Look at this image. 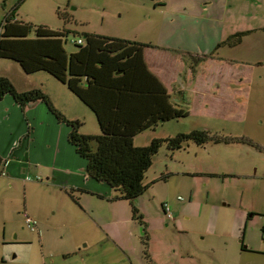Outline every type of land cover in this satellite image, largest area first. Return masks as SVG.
Listing matches in <instances>:
<instances>
[{
  "label": "rangeland",
  "instance_id": "1",
  "mask_svg": "<svg viewBox=\"0 0 264 264\" xmlns=\"http://www.w3.org/2000/svg\"><path fill=\"white\" fill-rule=\"evenodd\" d=\"M207 1L201 22L187 15L178 17L179 22L203 25L200 35L178 32L177 40L188 37L190 41L183 49L192 58L187 62L193 68L197 55L212 53L225 60L234 58L248 66L246 81L231 83L224 98L220 89H211L217 100L211 97L206 105L198 98L192 107V93L187 92L184 99L176 93L177 108L189 110L188 114L137 133L133 144L142 146L154 137H173L192 129H205L211 137L202 145L189 140L173 151L161 145L145 173L148 186L134 200L142 223H116L122 246L107 238L92 215L103 210L125 219L131 209L124 213L122 207L129 206L117 207V202L108 204L87 194L77 200L67 190L41 185L48 181L39 173L30 175V181L39 184L36 198L29 196V206L43 210L42 215L36 231L24 227L29 249H19L20 254L14 250L3 254L0 249V264H264V0ZM159 3L0 0V24L10 17L67 30L63 37L67 52L75 49L73 40L82 33L135 40L146 46L172 45L170 14L161 15L170 7H157ZM187 5L193 14V5ZM216 6L219 12L214 14ZM235 33H239L235 40L243 43L232 47L230 35ZM1 71L15 82L41 85L61 113L78 118L80 132L99 131L94 112L49 73L41 70L29 76L18 62L6 58H0ZM163 203H168L173 220L164 215Z\"/></svg>",
  "mask_w": 264,
  "mask_h": 264
},
{
  "label": "trees",
  "instance_id": "2",
  "mask_svg": "<svg viewBox=\"0 0 264 264\" xmlns=\"http://www.w3.org/2000/svg\"><path fill=\"white\" fill-rule=\"evenodd\" d=\"M0 26V58L15 60L26 74L42 70L66 85L94 112L99 131L97 134L80 132L82 123L78 119H68L54 109L40 88L17 90L3 75H0V99L10 94L20 104L43 101L59 121L70 127L68 140L85 159L87 175L107 183L113 191L110 200L127 202L132 218L142 223L134 200L148 186L144 182L145 173L161 145L165 143L171 151L180 149L189 140L202 145L211 137L209 132L192 129L173 137H154L142 146L133 144L137 133L162 121L188 114L186 109L177 108L147 68L143 59L145 44L82 33L79 37L83 42L73 40L75 49L67 52L63 46L67 30L11 20L10 17ZM238 35H231V40L238 43L239 40H235ZM67 192L78 200L85 190L75 188ZM263 230L264 227V233Z\"/></svg>",
  "mask_w": 264,
  "mask_h": 264
},
{
  "label": "crops",
  "instance_id": "3",
  "mask_svg": "<svg viewBox=\"0 0 264 264\" xmlns=\"http://www.w3.org/2000/svg\"><path fill=\"white\" fill-rule=\"evenodd\" d=\"M149 1L154 3L155 0ZM187 3L193 5V14L188 11L191 9H188ZM206 4H208L207 0H160L157 7L165 8L167 5L170 7V11L164 9L161 15L170 14L168 20L173 23V33L170 39L174 43L172 45L155 43L143 48V59L147 68L171 96V99L176 102L174 99L176 93H179L180 99H184L187 92L192 93V107L194 101L197 102L200 98L204 100L201 104L206 105V102H212L211 97L214 95L211 89L213 88L220 89L223 98L227 97L224 93L227 87L233 82L243 83L249 74L248 66L243 65L241 61L234 58L225 60L214 53L205 57L197 55V64L193 68L189 66L192 58L190 55L186 56L184 52L187 50L183 49H187L185 47L190 41L188 37L177 40L178 32L187 35L190 31H197L200 35L203 25H191L186 21L179 22L178 17L187 15L191 18H198L201 22ZM220 11L224 14L222 9ZM218 12L219 7H214L213 13ZM242 43L243 41L239 39L238 43L232 41L231 45L235 47ZM253 45L255 46L256 43ZM185 58L186 61H184ZM188 58H190L189 62H187ZM0 75L8 77L3 71ZM10 80L17 90L42 89L41 85H35L32 82H29L28 86L26 83ZM66 89L72 94L67 87ZM51 104L54 109L62 112L54 101L51 100ZM68 119L78 118L70 116ZM69 130L70 127L59 121L41 100L20 104L10 94H5L0 99V241H2L0 249L3 254L11 250L20 254L19 249H29V235L24 228L28 227L26 217H31L35 223V229L31 230L28 227L29 230L36 231V221L43 212L40 208L29 206V196L36 198V187L39 183L25 180L26 175L39 173L48 181L41 183L43 186L59 187L64 191L82 188L85 192L81 193V196L82 194L97 196L107 201L108 204L117 202L119 203L117 207L121 204L129 206L124 201L121 203L118 200H110L113 197L110 186L87 175L85 159L75 151L74 146L68 140ZM82 206L86 209L83 204ZM122 208L125 213L126 210L129 211L130 206L127 208L123 205ZM89 211L94 212V209ZM102 212L103 210L97 215L93 214L92 217H95V220L102 226L108 239L112 238L122 246L121 234L116 223L122 224L123 221L135 219L132 218V214L124 219L116 214L113 215L108 210V214Z\"/></svg>",
  "mask_w": 264,
  "mask_h": 264
},
{
  "label": "built area",
  "instance_id": "4",
  "mask_svg": "<svg viewBox=\"0 0 264 264\" xmlns=\"http://www.w3.org/2000/svg\"><path fill=\"white\" fill-rule=\"evenodd\" d=\"M0 30H1V26H0ZM75 41H77L78 43H82L83 42V38L82 37H78L75 39ZM36 178L38 180H41V178L39 176H36ZM31 177L29 175H26L25 176V180H30ZM177 199L181 200L182 199V196H178ZM162 209H163V212H164V215L169 219V220H173V214L170 210V207L168 205V203H163L162 204ZM26 223H27V226L31 229V230H34L35 229V223L33 221V219L29 216L26 217ZM264 231V230H263Z\"/></svg>",
  "mask_w": 264,
  "mask_h": 264
},
{
  "label": "flooded vegetation",
  "instance_id": "5",
  "mask_svg": "<svg viewBox=\"0 0 264 264\" xmlns=\"http://www.w3.org/2000/svg\"><path fill=\"white\" fill-rule=\"evenodd\" d=\"M140 224V223H139Z\"/></svg>",
  "mask_w": 264,
  "mask_h": 264
}]
</instances>
